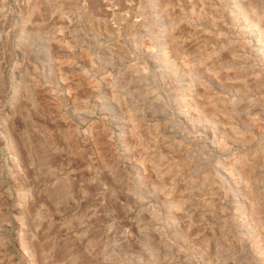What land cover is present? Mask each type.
<instances>
[{"label":"rangeland","instance_id":"374dc122","mask_svg":"<svg viewBox=\"0 0 264 264\" xmlns=\"http://www.w3.org/2000/svg\"><path fill=\"white\" fill-rule=\"evenodd\" d=\"M0 264H264V0H0Z\"/></svg>","mask_w":264,"mask_h":264}]
</instances>
